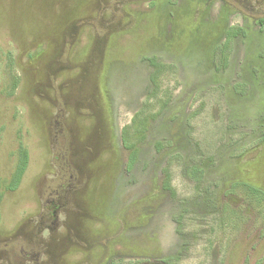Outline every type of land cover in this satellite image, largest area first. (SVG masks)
I'll use <instances>...</instances> for the list:
<instances>
[{
	"label": "rangeland",
	"instance_id": "374dc122",
	"mask_svg": "<svg viewBox=\"0 0 264 264\" xmlns=\"http://www.w3.org/2000/svg\"><path fill=\"white\" fill-rule=\"evenodd\" d=\"M0 264H264V0H0Z\"/></svg>",
	"mask_w": 264,
	"mask_h": 264
},
{
	"label": "trees",
	"instance_id": "16d2710c",
	"mask_svg": "<svg viewBox=\"0 0 264 264\" xmlns=\"http://www.w3.org/2000/svg\"><path fill=\"white\" fill-rule=\"evenodd\" d=\"M20 155H21V157H20V160H19V167H18V170H17V174L15 175V182H14L15 184H13L15 186L17 185V183L20 180V175L22 174V172L24 171V169L26 167L27 158H28L27 152L24 149H22L20 151ZM15 186H13V187H15Z\"/></svg>",
	"mask_w": 264,
	"mask_h": 264
}]
</instances>
